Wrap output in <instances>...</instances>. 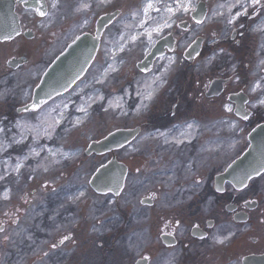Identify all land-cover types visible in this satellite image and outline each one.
<instances>
[{
  "label": "flooded vegetation",
  "instance_id": "af4514ba",
  "mask_svg": "<svg viewBox=\"0 0 264 264\" xmlns=\"http://www.w3.org/2000/svg\"><path fill=\"white\" fill-rule=\"evenodd\" d=\"M37 9L47 15L41 16ZM91 9V0H27L26 4L0 0V29L6 31L0 36L15 34L0 37V97L8 103L7 108L14 107L10 102L20 103L7 116L34 118L53 103L59 108L66 106V115L72 116L77 105L89 111V101H116L121 110L130 113L143 96H154L163 78L155 67L159 57L148 71L137 63L143 76L158 77L149 94H143L146 82L133 80L119 66L110 71L106 65L107 29L117 19L98 35L101 14L92 15ZM84 34L98 39L97 49L84 69L81 66L87 55L71 70V61L76 58L64 54ZM56 61L64 70L53 73L54 79L50 73ZM70 78L76 80L64 93L37 110L20 111L34 100L40 85L63 84ZM225 78L228 81L219 95L208 96L211 82L205 84L203 96L209 108L224 96L231 80ZM164 90L162 86L160 91ZM171 91L163 96L173 103L171 109L150 110L151 119L136 124L139 135L114 151L90 153L87 144L77 160L59 159L53 165H39L31 174L7 179L8 198L0 216V227L4 228L0 232V264H264V171L243 186L217 180L249 148L251 131L264 123L263 108L240 91L246 101L245 111L238 117V104L231 95L239 92L228 93L233 114L242 127L250 129L248 142L238 153V131L228 121H221V111L208 110V117H200L207 118L203 123L191 116L195 101L189 102L191 96L185 93L183 96L185 86L176 96ZM187 119L198 121L189 131L184 130L183 136L180 131ZM144 128H148L149 141L138 142ZM135 146L137 152L132 149ZM130 150L133 152L127 153ZM94 156L104 158L96 169L91 162ZM113 158L127 166L125 186L119 193L98 192L92 186L94 173ZM137 158L141 166L132 176L127 159L134 162ZM54 167L62 169L55 176L56 184L48 173ZM142 187L145 191L140 195ZM146 228L150 238L143 244L141 234ZM64 236L69 239L60 243ZM225 237L224 243L218 242Z\"/></svg>",
  "mask_w": 264,
  "mask_h": 264
},
{
  "label": "rangeland",
  "instance_id": "374dc122",
  "mask_svg": "<svg viewBox=\"0 0 264 264\" xmlns=\"http://www.w3.org/2000/svg\"><path fill=\"white\" fill-rule=\"evenodd\" d=\"M91 1L92 15H99L109 12V10L110 12L120 11L117 20L107 29L109 42L106 47L108 56L106 65L110 71L114 69V66H119L120 70H127L130 76L135 78L133 80L146 82L145 89L142 90L143 94H149V89L154 87L153 83L158 77L143 76L137 70V63L161 38L171 36L174 39L173 49H167L166 53L155 62V67L162 72L163 78L159 79L157 89L152 93L154 96L148 95L150 99L148 96H143L140 100L141 104L130 113L121 110L119 102L116 101L109 103L89 101L87 103L90 106L89 111L85 107L77 105L72 116L66 115L68 114L66 106L62 105L59 108L57 103H53L46 107L42 114L34 118L25 117L26 115L23 114H15L10 117L6 113H14V107L20 103L10 102L9 105H14V107L7 108L8 103L0 97V127L5 129L4 133H0V176L3 177L0 179V211L2 206L4 211V201L6 200L4 193L8 189V178L14 179V177L19 178L27 173L31 174L33 170L39 169V165H53L59 159H78L91 140L101 138L117 128L134 127L138 123L150 120L152 112L158 109H171L173 103H170V100L166 101L168 99H163V96L170 90H172L171 94L176 96L178 90L185 86L183 96H191L189 102L195 101V109L191 116L194 115L203 123H206L207 118L200 117H208V110L221 111L222 114L219 115L221 121H228L230 127L238 131V153L248 142L246 136L250 129L242 127L244 124L233 114V104L228 99V93L244 91L245 94L253 97L254 103H252L263 108L264 112V103H261L264 101V0L256 5L252 3V0H215L214 8L206 0H192L193 9L190 12L169 18L170 26L166 30L158 32L155 29L163 22L164 18L161 15L165 11L164 7L170 6V2L174 1L170 0L167 4L161 5L160 13L150 14L146 25L147 34L143 33L146 29H139L141 19L144 17L142 7L138 6L137 9L131 11L127 10L128 7L122 3L112 4L111 0ZM201 2L205 4L206 10L203 13V20L197 21L193 13ZM220 5H224V7H220ZM231 5L235 6L230 8ZM237 12L241 13L236 18L237 21L234 24H229L228 20ZM219 13H223V15ZM198 37L203 39L202 50L190 63L185 57V51ZM111 63L116 64L111 66ZM220 75L230 77L231 80L224 96L217 99L216 104L211 105L214 108H209L210 105L207 106V101L203 96V89L205 84L207 85L214 77ZM162 86H165L163 92L160 91ZM158 95L160 96L157 99ZM229 107L232 111H228ZM120 110L121 112H118ZM150 110L152 112L148 114ZM214 116L218 115L214 114ZM196 119H187L180 134L186 135V132L183 131H189L188 125L190 124L195 127V123L198 121ZM18 124L27 129H34V131H24L22 127L17 126ZM36 132H39L38 137ZM142 133L138 142L149 141L148 128H144ZM81 147L82 149H80ZM132 149L137 152L136 146ZM33 150L38 155L34 154ZM133 150L127 153L133 152ZM101 160L104 158L100 156L92 158L94 169ZM127 160L131 164L132 176H135V168L141 166L138 163L140 160L138 158L134 162H131L130 159ZM18 163L21 167L17 172L14 169ZM61 171V168L54 167L48 173H52L51 175L55 177ZM54 179L56 184L58 179L57 177ZM136 180L140 181L139 178ZM47 181L52 183L49 178ZM144 191L142 187L138 190V194L142 195ZM144 209L149 211V207ZM3 211L0 212V216ZM141 236L143 244H147L146 240L150 238L149 229H143Z\"/></svg>",
  "mask_w": 264,
  "mask_h": 264
},
{
  "label": "water",
  "instance_id": "95a60500",
  "mask_svg": "<svg viewBox=\"0 0 264 264\" xmlns=\"http://www.w3.org/2000/svg\"><path fill=\"white\" fill-rule=\"evenodd\" d=\"M205 10V4H203V2L200 3L198 10L193 13L195 20L202 21L203 13H205ZM119 13L120 11H109V13L101 15L99 19H97L98 35L102 33L103 29L107 25L111 24L115 20ZM0 33H6V31L0 29ZM4 35L5 36L1 35L0 37H13V35L15 34H10L9 36H7L8 34ZM202 42L203 40L201 37H198L195 41H193L192 44H190V46L187 48L185 57H187L190 61H193L196 55H198L201 51ZM97 43V38H93L89 34H84L68 47L64 55L76 58V60L71 61L73 63V66H71V70L80 61V58L83 55H87L88 59L84 61V64H82V69H84L91 62L92 56L97 49ZM173 43L174 40L169 37L160 39L151 49L150 53H148L147 56L138 63V67L142 70L144 69V71L150 70L155 58L164 54V47L168 46L170 49H172ZM81 67H77V70L82 71ZM63 70L64 68L62 67V65H60L59 62L56 61V63H54L51 68L52 73L50 74H52V78L55 79L53 73H61ZM75 80L76 78H73L63 84L57 82L53 85H49L47 82L42 86L40 85L35 92L33 102L20 108V111H31L39 109V107H41V105L47 102L51 97L59 93L62 94L64 91L69 89L71 84H73L72 82H74ZM227 81L228 78H214L211 81L210 86H208L209 90L207 91V95L214 96L223 93L225 83ZM242 96L243 95L240 92L231 95V99L236 101L238 104L236 110L238 113V117L242 116L243 111H245L243 105L246 99L244 96ZM34 104L38 105V107H33ZM25 108H27V110H25ZM139 129V127L117 129L99 140H93L89 144L88 151L90 153L95 152V154L114 151L127 142L133 140L138 135ZM249 139L251 143L250 147L241 155V157L234 161L222 175L219 176V178L217 179L218 182L220 180H230L239 186H243L249 181L251 177L264 170V123L258 125L251 131ZM126 175L127 167L113 158V160H111L106 165L99 167V169L95 172L92 179V186L98 192L113 191L119 193L124 187Z\"/></svg>",
  "mask_w": 264,
  "mask_h": 264
},
{
  "label": "snow or ice",
  "instance_id": "6c2138e0",
  "mask_svg": "<svg viewBox=\"0 0 264 264\" xmlns=\"http://www.w3.org/2000/svg\"><path fill=\"white\" fill-rule=\"evenodd\" d=\"M22 2L23 3H27V0H22ZM252 3L254 4V5H256V4H260L261 3V0H252ZM174 4H175V7H173V6H167L166 7V11L170 14V15H174L175 13H177V12H185V13H187L188 11H190L192 8H193V5L191 4V0H174ZM235 5H231L230 6V8L231 7H234ZM52 7H56V3H53L52 4ZM83 7H88V5H83ZM153 7V5L151 4V3H149L148 4V6H147V8H145V13L148 11V9L149 8H152ZM220 7H224V5H220ZM37 11L39 12V14L41 15V16H45V15H47V13H45L44 11H41L40 9H37ZM157 11H159V9H157ZM246 11V10H245ZM220 15H223V13H219ZM241 13H239V12H237L236 14H235V16H232L229 20H228V23L229 24H232V23H234L235 22V20H236V18L240 15ZM165 27H169L170 25L166 22L165 23V25H164ZM156 31H159V28H157V29H155ZM8 38H10V37H8ZM7 39V38H6ZM253 90H255V89H253ZM102 98V97H101ZM261 103H264V101H261ZM33 107H38V105H33ZM25 110H27V108H25ZM81 111H84V109H81ZM228 111H232V109L229 107L228 108ZM245 119H247V117H245ZM18 127H22V129L24 130V131H29V130H32V131H34V129H27V128H25L24 126H22V125H17ZM188 127L189 128H191L192 127V125H188ZM5 132V129L4 128H2V127H0V133H4ZM36 135H37V137L39 136V132H36ZM17 143H19V141H17ZM51 151V150H50ZM33 153L34 154H36V155H38V153H36L35 152V150H33ZM20 167H21V165L18 163L17 165H16V167H15V171H19V169H20ZM46 170V169H45ZM259 174V173H258ZM0 179H3V177L2 176H0ZM80 195L82 196L83 195V193H80ZM4 198L5 199H7L8 198V193L7 192H5L4 193ZM4 231V228L3 227H0V232H3ZM5 239H7V237H5ZM69 239V237L68 236H64L63 237V239L60 241V243H63L65 240H68ZM225 239H227V237H225V238H223V239H221V238H218V242L219 243H224L225 242ZM57 245H53V247H56Z\"/></svg>",
  "mask_w": 264,
  "mask_h": 264
},
{
  "label": "bare ground",
  "instance_id": "6f19581e",
  "mask_svg": "<svg viewBox=\"0 0 264 264\" xmlns=\"http://www.w3.org/2000/svg\"><path fill=\"white\" fill-rule=\"evenodd\" d=\"M169 1L170 0H149V1L148 0H111V3L112 4L122 3L123 5H125V7H128L127 10H131V11H134L135 9H137L138 6L142 7V9L145 10V8H147L148 4L151 3L153 5V7L149 8L146 13L144 11V17H143V19H141V22L139 24V27H140L139 29L140 30H145L146 29L145 31H143V33L147 34L148 33V29L146 28V24H147V22L150 19V17H149L150 14H152L154 12L160 13L161 9H162L161 5H165ZM206 2H210L213 8L216 6L215 0H206ZM191 4H193L192 0H191ZM170 5L175 7L174 1H171ZM164 8L166 9V7H164ZM157 9H159V11H157ZM190 11H188V12H190ZM187 13H185V12H177L174 15H170L165 10L164 13L161 15V17L164 18V19H163V22L161 24H159V26H158V28H159L158 32H162V31H164V30H166L168 28V27H165L164 25H165L166 22L168 23L169 18H172V17H175V16H182V15H185ZM236 21L237 20H235V22Z\"/></svg>",
  "mask_w": 264,
  "mask_h": 264
}]
</instances>
